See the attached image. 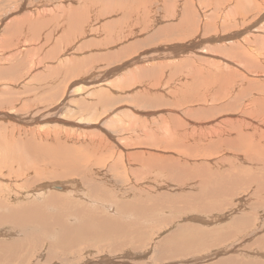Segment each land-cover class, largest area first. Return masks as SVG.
Masks as SVG:
<instances>
[{
    "label": "rangeland",
    "instance_id": "1",
    "mask_svg": "<svg viewBox=\"0 0 264 264\" xmlns=\"http://www.w3.org/2000/svg\"><path fill=\"white\" fill-rule=\"evenodd\" d=\"M247 1L186 0L189 12L181 19L183 0H0V68L7 65L4 73L8 74L0 77V105H4L0 108V112L4 110L0 113V218L5 221L0 219V264H213L217 260L228 264L232 257L235 258L231 264L237 260L236 264L264 263V162L234 148L237 140L239 146L245 147L249 137L264 151V115L258 110V101H263L260 98L264 94L249 99L245 108L242 105L252 92H257L254 87L264 85V78L247 76L250 79L247 82L251 83L248 87L246 81L242 82L244 72L240 68L217 59L234 62V57L229 58L218 42H201L194 49L192 46L182 51L169 48L187 45L198 37L225 36L242 27L239 23L225 30L222 20L250 11L252 2ZM43 10L42 18L49 21L37 33L33 30L36 35L31 28L19 32L8 26L11 20L19 23L28 14L36 16ZM208 22L211 25L204 31ZM163 26L167 28L164 33L169 34L157 32ZM13 32H17L16 37ZM150 35H154V41L146 42ZM22 39L26 41L25 49L13 59L7 52L14 49L15 41L23 42ZM58 59L63 69L57 70L61 69L58 71L62 75L53 69L59 64ZM9 64L16 67L8 71ZM193 65L196 70L209 68L218 74L225 70L230 80L234 79L216 86L212 83L214 75L206 73L208 78H194ZM48 66L53 70H44L40 75L38 69ZM118 67H122L120 73ZM138 68L145 69V74L138 75ZM99 83L91 91L84 88ZM234 86L235 92L231 93ZM171 96H179L178 102L169 104ZM4 113L46 123L41 127L3 121ZM97 118L99 123L95 125ZM172 119L177 123L176 131H169L162 122ZM58 120L63 124H58ZM200 121L205 125H198ZM76 125L87 128L76 129ZM103 129L114 137L115 143L129 149L126 152L129 157L136 159L108 160L112 144L102 136ZM218 132L221 138H215ZM237 132L246 137L239 139ZM81 134L86 141L92 140V146L82 142ZM5 136L8 140L12 137L15 144L11 140L8 144L15 146L4 147ZM48 139L62 142L58 152L46 147L51 146L46 142ZM157 141L172 147L165 150L160 148L162 142L156 145ZM228 143L233 148L229 149ZM38 144H43L41 151L31 156ZM220 144L227 147L221 145L215 153L214 146ZM66 152L73 153L67 157L68 162L60 156ZM145 152L154 157H143ZM141 159L153 163L151 168H140ZM169 162L178 163L180 170L174 166L172 170ZM59 163L64 166L53 167ZM66 163H70L68 167ZM39 167L54 172L50 180H35L54 184L45 192L37 189L40 184L23 183L29 178L26 176L29 171L42 175ZM65 167L81 171L86 179L79 176L62 179L56 172ZM133 170L138 176L131 174ZM214 187H220L219 191L215 189L218 196ZM209 188L213 189L212 194ZM52 192L63 197L60 206L47 201L50 194H55ZM31 203L40 206L39 213L49 216L39 214L27 221L31 217L28 212ZM45 204L51 205L49 212ZM54 207L59 208L60 214ZM126 214L132 220L124 223V217L130 218ZM218 215L224 216L216 223L213 218ZM44 217L43 227L53 228H49L50 233L39 221ZM58 217L64 222L61 226ZM222 241L224 244L217 245Z\"/></svg>",
    "mask_w": 264,
    "mask_h": 264
},
{
    "label": "bare ground",
    "instance_id": "2",
    "mask_svg": "<svg viewBox=\"0 0 264 264\" xmlns=\"http://www.w3.org/2000/svg\"><path fill=\"white\" fill-rule=\"evenodd\" d=\"M247 1V0H246ZM252 3H251V5H252V9L248 12H246V13H243V14H238L237 16H234L233 17V14H232V18H230V19H227V18H224L223 20H222V24L225 26V30H230L231 29V27L232 28H235L236 27V25L238 26V24L239 23H241V26L242 27H239V28H237L235 31H233V32H230V34L228 33L227 35H225V36H216L215 38H205V39H202V38H200V37H198V38H196L194 41H191V42H189L187 45H183V46H173V47H169L170 49H172V50H174V49H176V51H182V50H184V49H187V48H191L192 46H193V49L195 48L194 46L195 45H197V44H199V43H201V42H204V43H221L222 44V49H224L223 51L225 52V53H227V56L229 57V58H231V59H233V57H234V62H232L231 60H225V59H222V58H217V57H214V59L215 58H217L218 60H224V61H226V62H228L229 64L228 65H230V66H234L235 68H240L243 72H244V79H243V81L242 82H244V81H246V84H247V86L249 87L250 86V82H247V81H250V79H247L246 77L248 76V77H250V76H252V77H256V78H260V79H263L264 78V0H259V2L260 3H255L254 2V0H250ZM242 2H244V1H242ZM248 2V1H247ZM104 3V2H103ZM181 6V19L182 18H184L187 14H188V12H189V9L187 8V6H188V3L186 2V0H183V4H180ZM235 5H236V3H235ZM238 6V5H237ZM246 6V5H245ZM177 7V6H176ZM236 6H234L233 8H235ZM249 7V6H248ZM233 8H231V9H233ZM246 8V7H245ZM120 9V8H119ZM179 9V8H178ZM230 9V10H231ZM190 10L192 11V9L190 8ZM245 10V9H244ZM44 12H37L36 13V16H34L35 14L34 13H30V14H28L27 16H25L24 18H21V20L19 21V23H17V21L15 22V21H9L10 22V24L8 25L9 26V28L10 27H14L13 29H14V31H15V27H16V29H18L19 30V32H21V29L22 28H26V29H32V32L34 33V31L33 30H35V32H36V30L37 29H40V30H42L44 27H46L47 25V22L49 21V20H47V19H44L45 17H43L42 18V15L45 13V10H43ZM47 12V11H46ZM197 12V11H196ZM232 12V11H231ZM230 12V13H231ZM49 13V12H48ZM7 14V13H6ZM5 14V15H6ZM235 14V13H234ZM18 15V14H17ZM236 15V14H235ZM251 17H253L252 18V20H250V18ZM78 20H79V18L78 17H76ZM244 22H247L248 24H245ZM13 24H15V26H10V25H13ZM210 23L208 22L206 25H205V27L203 28V30L205 31V29H208L209 27H210ZM7 26V27H8ZM196 26H198V29H200L201 28V26L198 24L197 25V22H196ZM174 27V26H173ZM181 27H182V25H181ZM31 29H30V31H31ZM165 29H167V28H164V26L163 27H161L157 32L158 33H164V31L163 30H165ZM12 31V30H11ZM37 31H39V30H37ZM167 31V30H166ZM14 34H13V36L14 37H16L17 35H16V33L17 32H13ZM24 33H26V30H25V32ZM23 33V34H24ZM28 33V32H27ZM37 33V32H36ZM36 33H34L35 35H36ZM166 33H170V32H166ZM166 33H164V34H166ZM10 35H12L11 33H10ZM30 35V34H29ZM173 35V34H172ZM171 34H170V36H172ZM7 36V35H6ZM5 36V37H6ZM20 35L18 34V37H19ZM27 36V35H26ZM113 36V35H112ZM246 37V38H243V37ZM24 37H25V34H24ZM28 37V36H27ZM27 37H26V40H27ZM21 38V37H20ZM14 39H17V38H14ZM19 39V38H18ZM29 39V38H28ZM245 39H250L252 42L250 43V42H246L245 41ZM4 40H6V39H4ZM23 40V42H14L13 43V47H14V49H12V50H10V51H8L7 52V54H9V55H11V56H13V59L15 58V57H17V55H20L22 52H23V50L25 49V43H26V41H24L25 39H22ZM147 41L146 42H148V41H154V35H150V36H148L147 37V39H146ZM18 41V40H17ZM7 42V41H6ZM28 42V41H27ZM39 42H40V40H39ZM145 42V43H146ZM2 43H3V41H2ZM9 43V42H8ZM17 43V44H16ZM36 43V42H35ZM35 43L33 42V44L35 45ZM38 43V42H37ZM6 44V43H5ZM12 44V43H11ZM39 45H41V44H39ZM44 45V44H43ZM131 45V44H130ZM135 45V44H134ZM38 46V45H37ZM42 46V45H41ZM45 46V45H44ZM84 46H85V44H84ZM129 46V45H128ZM133 46V45H132ZM34 47V46H33ZM35 47H36V45H35ZM111 47V46H110ZM131 47V46H130ZM31 48V47H30ZM108 48V47H107ZM31 49H33V48H31ZM56 49V48H55ZM249 49H251V50H249ZM73 50V49H72ZM129 50V49H128ZM108 52V51H107ZM89 53V52H88ZM92 53V52H91ZM86 55V54H85ZM202 55V54H201ZM66 56H67V54H66ZM60 57V56H59ZM62 57V56H61ZM100 57V56H99ZM210 57V56H209ZM63 58H65L64 56H63ZM12 59V60H13ZM66 59H68V58H66ZM69 60V59H68ZM54 61V60H53ZM58 61H59V59H58ZM60 61H61V59H60ZM60 61H59V64L58 65H56L54 68L52 67V65H53V63L51 62V67L53 68V69H55V70H57V68H61L60 67ZM73 62V61H72ZM13 64V63H12ZM17 65V64H16ZM19 65V64H18ZM194 66L195 65H193L192 66V73L194 74V78H201V77H205L206 76V73H207V75L208 74H211V77H212V75H214V77H212V83L215 85L216 84V86H221L222 84H224L225 82H227V84H229L231 81H233V79H234V77H232L231 78V80H230V78L228 77V72L227 71H225V70H222V71H219L221 74H218L217 72H213L212 73V70L210 69L209 70V68H207V69H194ZM205 66V65H204ZM207 66V65H206ZM205 66V67H206ZM6 67H7V65H5L4 66V69H6ZM9 67L10 68H8L7 70L8 71H10V70H12V69H14L15 67L14 66H12V65H10L9 64ZM36 67V66H35ZM50 69L49 68V66L47 67V68H41V69H38V71L40 72V75L43 73L44 74V70H50V71H52L53 69ZM214 68V67H213ZM4 69H1L0 68V77H2V75H5L6 73H4L5 71H4ZM33 69V68H32ZM61 69H63V68H61ZM61 69H58V70H61ZM115 69V68H114ZM224 69V68H223ZM19 70H23V67L22 68H19ZM18 70V74H19V71ZM54 70V71H55ZM57 70V71H58ZM66 70V71H65ZM116 70H117V72H119L120 73V71H122V67H118V68H116ZM221 70V69H220ZM34 69L31 71V72H33L34 73ZM37 71V70H36ZM195 71H196V73H195ZM14 72H16V71H14ZM31 72H29L28 71V75L29 76H31ZM56 72V71H55ZM59 72V71H58ZM61 72V71H60ZM59 72V73H60ZM21 73H22V71H21ZM32 73V74H33ZM57 73V72H56ZM64 75H66V73H67V69H64ZM108 73H109V71H108ZM113 73V72H112ZM118 73V74H119ZM132 73H134V75H135V71L134 72H132ZM137 73H138V75H140V74H145V69H140V68H138L137 69ZM189 73V72H188ZM61 75H62V73H60ZM104 74V73H103ZM7 75L8 74H6L5 76L7 77ZM56 75H58L59 76V74H56ZM55 75V76H56ZM149 75V74H148ZM33 76V75H32ZM43 76V75H42ZM41 76V77H42ZM54 76V75H53ZM4 77V76H3ZM9 77V76H8ZM12 77V76H11ZM37 77V76H36ZM40 77V76H39ZM44 77V76H43ZM60 77V76H59ZM107 77V76H106ZM136 77V76H135ZM207 77V76H206ZM205 77V78H206ZM5 78V77H4ZM28 78V77H27ZM53 78V77H52ZM122 78V77H121ZM196 78V79H197ZM208 78V77H207ZM238 78V77H237ZM251 78V77H250ZM89 79V78H88ZM96 79V78H95ZM102 79V78H101ZM87 80V79H86ZM106 80V79H105ZM117 80H118V78H117ZM90 81V80H89ZM206 81V80H205ZM262 81V80H261ZM99 82H101V81H99ZM122 82H124V81H122ZM121 82V83H122ZM216 82V83H215ZM263 83H264V81H262ZM50 83V82H49ZM48 83V84H49ZM90 83V82H89ZM117 83H118V81H117ZM208 84L209 83V81H207V82H204V84ZM211 83V84H212ZM54 84V83H53ZM60 84V83H59ZM83 84V83H82ZM119 84H120V82H119ZM14 85V84H13ZM25 85V83L24 84H22V86H24ZM79 85V84H78ZM99 85H101L100 83L99 84H87V86H85L84 88H85V90L86 91H91V90H93L94 89V87H98ZM210 85V84H209ZM214 85H212V86H214ZM241 85V84H240ZM240 85H238V86H240ZM107 86V85H106ZM126 86H128V84L126 85ZM204 86V85H203ZM259 86H261V87H259ZM51 87V86H50ZM50 87H49V89H50ZM108 87V86H107ZM122 87H123V85H122ZM57 88V87H56ZM209 88V87H208ZM255 89H256V91L257 92H252L250 95H249V97L245 100V102L242 104L243 105V107L245 108L246 106H247V104H245L249 99H251V98H253V97H255V96H259V95H262V94H264V85H262V84H258V86H256V87H254ZM217 89V88H216ZM219 89V88H218ZM83 90V89H82ZM81 90V91H82ZM84 90V91H85ZM1 91V90H0ZM41 91V90H40ZM7 92V91H6ZM235 92V86H234V89L233 90H231V93H234ZM8 93V92H7ZM80 93V92H79ZM2 94H4V93H2ZM65 94V93H64ZM143 94V93H142ZM67 95V94H66ZM143 95H145V94H143ZM186 97V96H185ZM2 98V97H1ZM149 98V97H148ZM258 98V97H257ZM4 99H8V97H7V94L5 93V96H4ZM3 99V100H4ZM10 99V98H9ZM182 99H184V98H182ZM186 99V98H185ZM260 99H263V101H258V110H259V112H261L263 115H264V98H260ZM12 100H13V98H12ZM144 100V99H143ZM147 100V99H146ZM170 100H171V102L169 101L168 103L169 104H175V103H177L178 102V100H179V96H177V97H173V96H171V98H170ZM139 101H141V100H139ZM145 101V100H144ZM149 101V100H148ZM151 101H152V98H151ZM182 101V100H181ZM150 102V101H149ZM180 102V101H179ZM151 103V102H150ZM159 103V102H158ZM250 103V102H249ZM153 104H155L154 102H153ZM4 105H0V108H2ZM150 108V107H149ZM189 110V109H188ZM156 111V110H155ZM1 112H4V110H1ZM0 112V113H1ZM78 112V111H77ZM101 112V111H100ZM106 112V111H105ZM109 112V111H108ZM174 112V111H173ZM188 112H190V111H188ZM98 114V113H97ZM138 114H142V113H138ZM155 114V113H154ZM169 114H171V112L169 113ZM187 114V113H186ZM185 114V115H186ZM111 115V114H110ZM144 115V117H145V113L143 114ZM142 115V116H143ZM189 115V114H188ZM96 116V115H95ZM106 116V115H105ZM187 116V115H186ZM98 117V116H97ZM153 117V116H152ZM176 117V116H175ZM236 117V116H235ZM81 118V117H80ZM106 118V117H105ZM104 118V119H105ZM49 119V118H48ZM2 120L3 121H9V122H11V121H14V122H18V123H22V124H26V125H42L41 127H43L44 126V123H46V121L45 122H41L42 120L41 119H39L40 121L39 122H41L40 124H37L36 122H38V120H36V122H35V119H31V120H29V118L27 117V118H19V117H10L9 115H7L6 113H4L3 115H2ZM51 120V119H50ZM106 120V119H105ZM166 119H164V121H165ZM97 121V122H96ZM96 121L94 122V124L96 123V124H98L99 123V120H98V118L96 119ZM104 121V120H103ZM159 121V120H158ZM164 121H162L164 124H166V126H164L165 128H168V129H170L169 131H176V129H177V123L175 122V120H173L172 119V121H170V122H164ZM38 122V123H39ZM57 122V121H56ZM172 122V123H171ZM201 122V121H200ZM198 122L197 124L198 125H205L203 122ZM48 123V122H47ZM79 123V122H78ZM90 123V122H89ZM157 123V122H156ZM170 123H171V125H170ZM58 124H63V122L62 121H59L58 120ZM95 124V125H96ZM130 123H128V125H129ZM186 124V123H185ZM192 124V123H191ZM195 124V123H194ZM193 124V125H194ZM45 125H47V127H49V124H45ZM65 125V124H64ZM133 125V124H132ZM196 125V124H195ZM72 126V125H71ZM70 126V127H71ZM74 126V125H73ZM177 126V127H176ZM76 127V129L78 128V129H81L82 127H83V125H76L75 126ZM143 127V126H142ZM179 127H181V126H179ZM83 128H87V127H83ZM134 128H136V127H134ZM144 128V127H143ZM142 128V129H143ZM152 128V127H151ZM156 128V127H155ZM154 128V129H155ZM97 129V128H96ZM128 129V128H127ZM130 129V128H129ZM142 129H141V131H142ZM154 129H153V131H154ZM234 129V128H233ZM156 130V129H155ZM234 130H236V129H234ZM153 131H152V133H153ZM159 131V130H158ZM178 131H179V129H178ZM177 131V132H178ZM230 131V130H229ZM227 132L228 134L227 135H229L231 132ZM233 131V130H232ZM100 132H102L104 135H102L104 138H106V140H107V138L111 141V144H112V146H110L111 147V149H110V154H109V156H108V160H113V161H118V160H120V161H122V162H125L126 160L127 161H131L130 159H132V158H134V157H129L128 155H127V151L129 150V149H125V148H122L121 147V145H120V142H117V143H115L114 142V140H113V138L114 137H112V135H110L106 130H104L103 129V131H100ZM143 132V131H142ZM164 132V131H163ZM167 132V131H166ZM176 132V133H177ZM181 132V131H180ZM146 133H148V132H146ZM83 134H85V133H83ZM134 134V133H133ZM148 134H150V132L148 133ZM153 134H155V133H153ZM169 134V133H168ZM168 134H166V135H168ZM236 134V133H235ZM37 135H38V138L39 139H41L40 137H41V135L37 132ZM43 135V134H42ZM82 135V134H81ZM92 135V134H91ZM94 135V134H93ZM92 135V136H93ZM96 135V134H95ZM158 135V134H157ZM165 135V134H164ZM185 135V134H184ZM216 135V136H215ZM217 135H221V132L219 133H215L214 134V136H215V138H221V137H219V136H217ZM239 135V136H238ZM48 136V135H47ZM86 136V135H85ZM152 136H155V135H152ZM231 136V135H230ZM237 136L239 137V139H240V137L241 136H243V137H246L244 134H240L239 132H237ZM7 136H5L4 138H6ZM84 136L82 135L81 136V139H82V142L84 143V144H87V145H89V147L90 146H92V140H88V141H86L85 139L86 138H83ZM146 137H147V135H146ZM169 137V136H168ZM185 137H187L186 135L184 136V138ZM9 138V137H8ZM95 138V137H94ZM171 138V137H170ZM210 138V137H209ZM7 139V138H6ZM55 139H57V137L55 138ZM69 139V138H68ZM67 139V140H68ZM73 139V138H72ZM76 139V141L77 142H80L81 141V139L80 138H75ZM93 139V138H92ZM120 139V138H119ZM123 139V138H122ZM173 139H175V138H173ZM172 139V140H173ZM179 139V138H178ZM177 139V140H178ZM195 139V138H194ZM194 139H191L192 140V142H194ZM238 139V138H237ZM5 140V139H4ZM3 140V142H5V145H4V147H7V146H9V148H11L12 146H15L14 144H15V142H12V140H13V138L11 137V138H9V140L7 139V142L6 141H4ZM11 140V142L12 143H14L13 145H11V144H8V142ZM67 140H65L64 142L66 143V141ZM95 140H97V138L95 139ZM100 140V139H99ZM180 140V139H179ZM188 140H190V138L189 139H187V141ZM71 141H74V140H71ZM104 141V140H103ZM116 141V140H115ZM181 141H182V139H181ZM234 141V140H233ZM243 141H244V139H243ZM243 141H241V143L243 142ZM246 141H247V139H246ZM2 142V141H1ZM46 142H49L48 144L49 145H51L50 147L49 146H46L47 148H49L50 149V151H53V152H56L55 151V149H57V152L59 151V149H60V147H61V143L62 142H57V143H55V142H52L51 140H46ZM88 142V143H87ZM102 142V141H101ZM100 142V143H101ZM158 142V144H156V145H158L159 146V144L162 142V141H157ZM167 142V141H166ZM173 142V141H172ZM237 143V145L236 144H234V143H231V145L233 144V145H236L234 148H235V151L236 150H244V151H246V152H248V154H250V156H253L252 158H260L259 159V162H264V156H262V155H264V151H262L260 148H258L257 146H256V144L255 143H252L251 142V140H250V138L248 137V143L247 142H245V147H244V145H241V143H240V145L241 146H239L238 145V140L236 141ZM32 143H34L33 142V138H32ZM53 143H55V144H53ZM98 143V142H97ZM103 143V142H102ZM163 143V142H162ZM174 143V142H173ZM230 143V142H229ZM229 143H228V145H229ZM53 144V145H52ZM244 144V143H243ZM3 145V144H2ZM39 146H37V148L36 149H34L32 152H31V156L33 155V156H35V152L36 153H38L37 152V150L40 152L41 151V148L43 147V144H38ZM99 145V144H98ZM103 145V144H102ZM131 145V144H130ZM177 145V144H176ZM180 145V144H179ZM182 145V144H181ZM185 145H187V144H185ZM224 146V144H220V145H217V146H214L215 148H216V150L214 149V151H215V153H216V151H217V149L220 147V146ZM226 145V144H225ZM129 145H125V147H128ZM161 147L160 148H167V149H171V147L169 148V145H167V144H165V142L162 144V145H160ZM163 146V147H162ZM230 146V145H229ZM243 146V147H242ZM3 147V146H2ZM68 147V146H67ZM181 147V146H180ZM185 147H188V145L187 146H185ZM211 147V146H210ZM224 147H227V146H224ZM231 147L232 146H230L229 147V149H231ZM95 148V147H94ZM133 148V147H132ZM159 148V149H160ZM176 148V147H175ZM174 148V146H173V148L172 149H175ZM178 148V147H177ZM194 148V150L195 149H199V148H197V146H195V147H193ZM203 148V147H202ZM206 148H209V146H207ZM222 148V147H221ZM233 148V147H232ZM163 149V150H164ZM204 149V148H203ZM203 149H201L202 151H203ZM220 149V148H219ZM218 149V150H219ZM223 149V148H222ZM100 150V149H99ZM166 150V149H165ZM164 150V151H165ZM176 150V149H175ZM187 150V149H186ZM189 150H190V146H189ZM211 150V151H210ZM228 150V149H227ZM95 151V150H94ZM168 151V150H167ZM188 151V150H187ZM192 150H190V152H191ZM195 151H198V150H195ZM209 151L210 152H212V149L210 148L209 149ZM213 151V152H214ZM72 152V151H71ZM71 152H66L65 154H63V155H60L62 158H63V160H65V162L67 161L68 162V159H67V157L69 158V156H71L73 153H71ZM73 152H75V150L73 151ZM173 152V151H172ZM175 152V151H174ZM51 153V152H50ZM94 153V152H93ZM170 153H171V151H170ZM185 153V152H184ZM204 153H205V151H204ZM218 153V152H217ZM39 154V153H38ZM191 154V153H190ZM190 154H188V156L190 155ZM195 154V153H194ZM207 154V153H206ZM209 154V153H208ZM262 154V155H261ZM180 155V154H179ZM187 155V154H186ZM204 155V154H203ZM215 155V154H214ZM28 156V155H27ZM142 156L143 157H145V156H147V157H149V159L151 158V157H154V155H152V154H147L146 152L144 153V154H142ZM193 156H195V155H193ZM205 156V155H204ZM208 155H206V157H207ZM42 157H44V154L43 155H41L40 156V158L42 159ZM190 157V156H189ZM189 157H187V158H189ZM73 158V157H72ZM191 158V157H190ZM134 159H136V158H134ZM124 160V161H123ZM148 160V159H147ZM147 160H143V159H141V166H140V168L142 167V168H147V169H150L151 168V166L153 165V163H151V162H147ZM167 160V159H166ZM173 160H175L176 161V159H173ZM100 161V160H99ZM126 161V162H127ZM167 161H169V160H167ZM172 161V160H171ZM188 161H189V159H188ZM134 162V161H133ZM136 162H138V161H136ZM172 162H174V161H172ZM172 162H169L170 164H168V165H171L172 167V170H175V168L174 167H176L177 168V166L176 165H178V163H172ZM9 163V162H8ZM161 163V162H160ZM166 163V162H165ZM43 164V163H42ZM60 165H56V166H53V167H58V166H64V164L63 163H59ZM67 164V163H66ZM69 164L70 163H68L67 164V167L69 166ZM94 164H96V163H94ZM94 164H93V166H94ZM100 164V163H99ZM98 164V165H99ZM44 165V164H43ZM52 165H54V164H52ZM101 165V164H100ZM114 165H115V163H114ZM11 166V165H10ZM135 166V165H134ZM158 166H160V165H158ZM161 166H163V165H161ZM160 166V167H161ZM174 166V167H173ZM4 168H7V167H5V165L3 166ZM91 167V166H90ZM148 167H150V168H148ZM165 166H163L162 168H164ZM33 168V167H32ZM40 168V167H39ZM139 168V169H140ZM153 168V167H152ZM174 168V169H173ZM179 168V167H178ZM178 168H177V170H178ZM7 169H11V168H7ZM53 169V168H52ZM60 169V168H59ZM122 169V168H121ZM39 170V172H41L42 173V175H38V174H34V172H32L31 173V171H29V173L26 175V176H28L29 178L28 179H25L24 180V184L25 185H28V186H30L31 184H33V183H36V185H38V184H40L39 186H37V189L39 190V192L40 191H46V190H44V189H47V187H50V185H54V184H50L51 182H43L42 184L41 183H39V182H41V181H38V182H35V180H50L51 179V176H50V174L51 173H54L53 172V170L52 171H46L45 169H42V168H40V169H38ZM37 170V171H38ZM51 170V169H50ZM55 170H56V168H55ZM70 170V171H69ZM135 171H137L136 169H134ZM134 170L133 171H130L131 172V174L132 175H134V176H138V174L139 173H137V172H134ZM143 170V169H142ZM171 170V169H170ZM176 170V171H177ZM179 170H180V168H179ZM183 170V169H182ZM60 172H58V170H57V172H56V174H58L60 177H62V179H66V178H69V177H71V176H79V178L80 179H86V174H85V176H84V174L81 172V171H79V170H73L72 168H69L68 170H67V168L65 167L63 170L62 169H60L59 170ZM67 171V172H66ZM129 171V170H128ZM94 172H95V169H94ZM181 172V171H180ZM147 173V172H146ZM31 174H33L34 176H30ZM56 174H54L53 176H55ZM182 174V173H181ZM184 174H187L186 172L184 173ZM183 174V176H185ZM188 175L190 176V172L188 173ZM188 175H186V176H188ZM192 175V174H191ZM140 176V175H139ZM182 176V175H181ZM85 177V178H84ZM141 177V176H140ZM23 178H24V176H23ZM73 178V177H72ZM91 178V177H90ZM183 178V177H182ZM190 178V177H189ZM62 179H58V180H62ZM225 179H227V178H225ZM53 180H56L57 181V179H53ZM82 180V181H83ZM187 180V179H186ZM55 181V182H56ZM180 181V180H179ZM217 181V180H216ZM219 181V180H218ZM217 181V182H218ZM54 182V181H53ZM203 183V182H202ZM212 183V182H211ZM220 183V182H219ZM77 185V184H76ZM87 185H88V183H87ZM217 185H219V184H217ZM32 186V185H31ZM221 186V185H220ZM212 187V186H211ZM57 188H61V187H57ZM56 188V189H57ZM219 188L220 187H214L213 189H214V192H215V189H218V191H219ZM61 189H63V188H61ZM94 189V188H93ZM210 189V188H209ZM213 189L211 188L210 190H209V192H211V191H213ZM221 189L223 190V187H221ZM20 190V189H19ZM217 191V192H218ZM200 192H202V191H200ZM208 192V193H209ZM48 193H50V192H48ZM52 193H55V192H52ZM130 193V192H129ZM213 192H211V194H212ZM216 193V192H215ZM222 193V192H221ZM211 194H208L209 195V197H210V195ZM216 195H217V193H216ZM224 195H225V193H224ZM49 196V195H48ZM199 196V195H198ZM197 196V197H198ZM214 196V195H213ZM212 196V197H213ZM218 196V195H217ZM200 197H201V195H200ZM204 198H206V197H204ZM203 198V199H204ZM98 200V199H97ZM205 200V199H204ZM219 200V199H218ZM48 202H50L51 204H53V205H57V206H60L62 203V201H63V197L62 196H60L59 194H50V196H49V198H48V200H47ZM49 204V203H48ZM67 204V203H66ZM66 204H64V205H66ZM124 204V203H123ZM137 205V204H136ZM31 206H32V209L30 208V209H28V212H29V214H30V216L31 217H27V221L29 220L30 222L32 221V218H34V217H36L37 218V215H39V214H42L43 216H49V214L47 215V213L46 212H44V213H46L45 215L43 214V213H39L38 211L40 210V206H36V204H33V203H31ZM45 206H46V209H47V211L49 212V210H51L50 209V206L49 205H46L45 204ZM53 207V206H52ZM119 207V206H118ZM10 208V207H9ZM54 208H56V207H54ZM111 208H112V206H111ZM150 208V207H149ZM42 210V209H41ZM219 210V209H218ZM217 210V211H218ZM222 210V209H221ZM55 211L57 212V213H59L60 214V210H59V208H56L55 209ZM63 213L65 212L64 210H61ZM216 211V212H217ZM223 211V210H222ZM219 212V211H218ZM218 212H217V214H218ZM119 213V212H118ZM135 213H137V211L135 212ZM148 213V212H147ZM228 213V212H227ZM226 213V214H227ZM3 214V213H2ZM80 214V213H79ZM121 214V213H120ZM132 214V213H131ZM35 215V216H34ZM117 216V215H116ZM125 216H127V217H130V218H126V217H124L123 218V220H124V223H126V222H129V221H131L132 220V218H131V216H128L127 214L125 215ZM223 216L224 215H218V216H214V222H216V223H219V222H221V220H220V218H223ZM4 217V216H3ZM71 217V216H70ZM119 217V216H118ZM122 217V216H121ZM148 217V216H147ZM59 219H61V223L59 224V221L57 220L56 221V224H59V226H61L64 222H62L63 220H62V217H58ZM210 218V217H209ZM225 218V217H224ZM0 219H2V218H0ZM71 219H73V218H71ZM70 219V220H71ZM116 219V218H115ZM195 219V218H194ZM196 219H198V220H200L198 217H196ZM254 219V218H253ZM3 220V219H2ZM17 220V219H16ZM34 220V219H33ZM69 220V221H70ZM108 220H109V218H108ZM120 220V219H119ZM170 220V219H169ZM197 220V222H200V221H198ZM204 220V219H203ZM210 220V219H209ZM212 220V219H211ZM262 220V219H261ZM4 221V220H3ZM40 223H41V225H42V227H43V225H44V223L46 222V217H44V218H40ZM5 222V221H4ZM14 222V221H13ZM94 222V221H93ZM105 222V221H104ZM108 222V221H107ZM196 222V221H195ZM205 222V221H204ZM212 222V221H211ZM69 223V225H70V227L72 226V223H70V222H68ZM103 223V222H102ZM135 223H137V222H135ZM238 223V222H237ZM236 224V223H235ZM48 225H49V223H48ZM103 225V224H102ZM125 224H120V226L121 227H123ZM120 226H116V227H120ZM69 227V226H68ZM102 227V226H101ZM112 227V226H111ZM120 227V228H121ZM49 228H51V229H53L52 227H47V228H44L43 227V229L45 230V229H47L46 230V233H47V231L49 232ZM72 228V227H71ZM104 228V227H103ZM180 228V227H179ZM125 229V228H124ZM127 229V228H126ZM44 230H42V231H44ZM118 231H120V230H118ZM72 232V231H71ZM70 232V233H71ZM75 232V231H74ZM50 233V232H49ZM76 234V233H75ZM176 234H178V231H177V233ZM255 235V234H254ZM75 236V235H74ZM227 236V235H226ZM229 236V235H228ZM238 236V235H237ZM233 237V236H232ZM232 237L230 236V238L232 239ZM244 237V236H243ZM218 238H220V236H218ZM223 238V237H222ZM226 237H224V239H225ZM229 238V239H230ZM172 239V238H171ZM73 240V239H72ZM217 240V239H216ZM215 240V241H216ZM235 240V239H234ZM78 241V240H77ZM221 241V240H220ZM71 242V241H70ZM166 242V241H165ZM212 242V241H211ZM225 242V241H224ZM224 242L222 241L221 243H219V244H217V245H222V244H224ZM227 242V241H226ZM234 242V241H233ZM213 243V242H212ZM217 243V242H216ZM4 244V243H3ZM75 244V243H74ZM73 244V245H74ZM210 244V243H209ZM208 244V245H209ZM71 246V245H70ZM163 246V245H162ZM161 245H160V247H162ZM173 246L174 245H172V248H173ZM165 246H163L162 248H164ZM197 247V246H196ZM210 247V246H209ZM260 247V246H259ZM172 248H171V251H172ZM247 248V247H246ZM161 249V248H160ZM165 249V248H164ZM177 249V248H176ZM197 249V248H196ZM206 249V248H205ZM208 249V248H207ZM258 249V248H257ZM162 250V249H161ZM178 250V249H177ZM263 250V249H262ZM112 251V250H111ZM158 251V250H157ZM174 251H175V248H174ZM173 251V252H174ZM190 251V250H189ZM101 252V251H100ZM155 252V254H156V251H154ZM164 252H166V251H164ZM167 253H169V252H167ZM175 253H176V251H175ZM188 253V252H187ZM192 253V252H191ZM208 253H210V251L208 252ZM260 253V252H259ZM158 254V253H157ZM156 254V255H157ZM163 255H165V253L163 254ZM172 255V254H171ZM175 255V254H174ZM261 255H262V253H261ZM159 256V255H158ZM158 256H156V257H158ZM182 256V255H181ZM186 256V255H185ZM262 256H264V255H262ZM54 257V256H53ZM175 257V256H174ZM154 259H155V257H153ZM229 258V257H228ZM233 258V257H232ZM232 258H230L229 259V261H228V264H231L230 262H232V260H234V258L232 259ZM241 258V257H240ZM55 259V258H54ZM153 260V259H152ZM162 260V259H161ZM160 260V261H161ZM164 260V259H163ZM241 260V259H240ZM222 261H224V260H217V262L216 263H213V264H225L226 263V261L225 262H223V263H221ZM238 261V260H237ZM237 261H235L236 263H238ZM234 262V263H235ZM260 262H262V261H260ZM233 263V264H234ZM235 263V264H236ZM240 263V262H239ZM243 263V262H242ZM52 264H54V263H52ZM212 264V263H211ZM254 264H255V262H254ZM264 264V263H263Z\"/></svg>",
    "mask_w": 264,
    "mask_h": 264
},
{
    "label": "water",
    "instance_id": "3",
    "mask_svg": "<svg viewBox=\"0 0 264 264\" xmlns=\"http://www.w3.org/2000/svg\"><path fill=\"white\" fill-rule=\"evenodd\" d=\"M57 188V187H56ZM54 189V188H53ZM57 189H59V188H57Z\"/></svg>",
    "mask_w": 264,
    "mask_h": 264
}]
</instances>
